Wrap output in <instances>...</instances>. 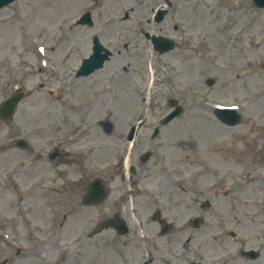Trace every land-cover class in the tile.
<instances>
[{"label": "rangeland", "instance_id": "obj_1", "mask_svg": "<svg viewBox=\"0 0 264 264\" xmlns=\"http://www.w3.org/2000/svg\"><path fill=\"white\" fill-rule=\"evenodd\" d=\"M172 1L179 11L170 9L161 24L153 21L159 0L96 7L93 29L114 53L101 70L80 78L76 70L90 53L91 33L68 25L95 5L92 0H17L0 11V100L17 88L28 93L9 123L0 120V215L14 218L0 217L8 232V240L0 236V264H14L16 243L29 246L38 239L42 264H110L111 257L116 264H141L150 255L153 264H264V8L253 0ZM141 26L175 37L178 47L157 54ZM90 97L98 98L96 108H77ZM172 97L184 112L153 139ZM217 106L238 108L240 122L224 124ZM134 122L142 124L131 153L137 169L122 181L120 160L125 162L126 133ZM180 129L185 134L176 136ZM19 136L29 149L16 147ZM211 143L217 153L207 151ZM55 146L65 158L49 161ZM100 148L108 155L102 158ZM233 149L237 161L227 155ZM145 151L152 155L142 163ZM182 172L188 182H167L168 174L173 179ZM148 173L150 179L144 178ZM96 176L112 192L101 205L82 206L85 184ZM79 179L83 187L74 184ZM241 181H251L250 194L224 191ZM141 183H153L152 196L141 195ZM205 198L212 205L200 208ZM157 210L172 224L165 234ZM117 213L127 220L128 234L109 229L87 237L100 218ZM195 216L203 219L197 228L191 224ZM242 248L258 249L261 256L241 258Z\"/></svg>", "mask_w": 264, "mask_h": 264}, {"label": "water", "instance_id": "obj_2", "mask_svg": "<svg viewBox=\"0 0 264 264\" xmlns=\"http://www.w3.org/2000/svg\"><path fill=\"white\" fill-rule=\"evenodd\" d=\"M12 1L14 0H0V8H2L3 6H5L6 4ZM256 2L258 3L259 6H264V0H256ZM153 42H154V46L160 51H167L173 47V43L167 38L157 39L153 37ZM105 57H106L105 55H101V48L95 46L94 54L89 59L84 61L82 65V69L80 70L79 74H88L92 70H94L96 67L101 66L102 61L105 59ZM22 97H23V93L17 92L14 95L7 98L6 100H4L0 104V115L2 119L8 120L10 118V116L14 112L16 105L18 104V102L21 100ZM181 110L182 108L178 106L174 111L171 112V114L167 116L166 120L171 119L173 116L177 115ZM218 113H219V116L224 121H227L230 123H235L239 119V116L237 115V113H234L229 110H223V111L220 110L218 111ZM105 196H106V191L104 187L99 181H95L94 183L91 184V187L85 197L84 202L85 203H98L102 201ZM110 224L116 225L123 232L126 231L122 223L118 220H115L114 218V219H106L100 222L97 225V227L91 232V235L101 231L105 227H109ZM145 264H148V263H145Z\"/></svg>", "mask_w": 264, "mask_h": 264}, {"label": "bare ground", "instance_id": "obj_3", "mask_svg": "<svg viewBox=\"0 0 264 264\" xmlns=\"http://www.w3.org/2000/svg\"><path fill=\"white\" fill-rule=\"evenodd\" d=\"M53 93H54V96H58V92H57V90H53ZM75 96V95H74ZM132 97L135 99V96L134 95H131L130 96V98L132 99ZM98 100V99H97ZM97 100L95 101V104H96V107H97ZM199 106H201L202 107V110L203 111H205L206 112V110H207V106L204 104V103H199L198 104ZM209 109V108H208ZM74 113H75V111H74ZM50 117L51 118H53V115L52 114H50ZM49 117V118H50ZM91 127H93L92 128V130H91V132H90V136H94L95 134H96V131H97V129L94 127V124H91V126H90V128ZM192 133H195V132H192ZM185 134V132L183 131V129H180V130H177L176 131V136H183ZM173 136V135H172ZM176 136H173V137H171V139H170V142L171 143H173L174 141H172L173 139L172 138H175ZM199 137L200 136H203V137H206V133H204V134H202V135H198ZM79 139V137H76V138H73L71 141H75V140H78ZM207 140V139H206ZM205 140V141H206ZM225 141V140H224ZM212 144H214V143H211V144H209L208 146H207V151L208 152H210V153H217V152H215V150H214V146L215 145H212ZM209 147V148H208ZM211 150V151H210ZM233 151H234V153H235V150L233 149L232 151H229V152H227V155H228V157L232 160V161H237V158L236 157H234L233 156ZM108 151H105L104 149H102V150H100L99 151V155L102 157H104L105 155H108V153H107ZM223 152H224V150H223ZM174 154V150H172V155ZM166 156L167 157H169V155H168V151H167V153H166ZM231 156V157H230ZM102 157V158H103ZM252 177H255V175H253ZM248 182L246 181V182H244L243 184H247ZM141 192H142V194L143 195H146V196H148V197H150L151 196V188L149 187V186H145V187H143V188H141ZM37 243L36 244H34V245H31L30 247H28V248H24V247H21L18 251H17V253H18V255L16 256V259H15V262H14V264H37L38 262L40 263V264H42V263H46V261L45 260H43V259H41V258H38L37 259V256H38V250H36L37 248H38V243H41V240H38V241H36ZM36 250V251H35ZM61 264H62V261L60 262ZM98 264H108V263H106V262H104V261H101L100 260V262L98 263ZM110 264H116V262L113 260V258L111 257V263Z\"/></svg>", "mask_w": 264, "mask_h": 264}]
</instances>
